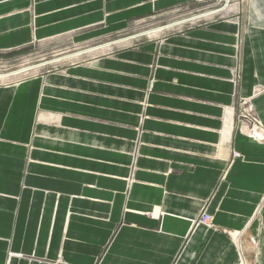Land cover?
I'll return each instance as SVG.
<instances>
[{
	"label": "crops",
	"instance_id": "crops-1",
	"mask_svg": "<svg viewBox=\"0 0 264 264\" xmlns=\"http://www.w3.org/2000/svg\"><path fill=\"white\" fill-rule=\"evenodd\" d=\"M194 1L0 0V53ZM248 3L238 104L264 87V0ZM185 24L83 52L39 101L40 77L0 89V264H264V93L239 117L238 27L166 35Z\"/></svg>",
	"mask_w": 264,
	"mask_h": 264
},
{
	"label": "rangeland",
	"instance_id": "rangeland-1",
	"mask_svg": "<svg viewBox=\"0 0 264 264\" xmlns=\"http://www.w3.org/2000/svg\"><path fill=\"white\" fill-rule=\"evenodd\" d=\"M248 2L249 0H195L191 4L171 7L161 11H153L149 15L133 17L129 21L126 30L117 32L113 35L105 36L104 38L96 39L91 43H80L76 45L72 44L71 39H60L34 43L28 47L10 53H0V74H7L22 68L43 65L39 67L36 72L28 73L26 74L27 76L25 75L18 80L0 83V89L11 88L16 86L18 83L28 81L29 79L36 80V77H40L41 84H39L38 87L39 101L42 97L41 95L43 91L45 90L43 84L44 78L52 75V73L60 74L69 64H76L79 58L75 57L58 61L55 59L72 55L74 53H83L90 49H97L96 47L101 48L100 46L103 45L107 47L106 44L114 43L119 40V42L123 43L128 42L129 40H123L128 38H131L133 42H131L132 47H130V49L138 50L141 46L140 41L142 35H149L148 33L155 30L158 33L160 29L163 30L164 28L171 26L176 27V25L183 22L186 24L178 33H169L166 35H184V32L189 34L197 29L206 30L211 25L226 22L238 27V31L234 34V42L232 45V58L234 60V65L229 69L230 82L234 87L233 108L236 109V113H238L239 117L243 115L251 118L253 112L251 99L254 96L264 93V87H255L252 89L251 95L244 99L241 98L242 101H240L239 104L238 99L235 96V88L237 89L241 77V54L244 46V35L248 33L246 19L243 23V17L247 16L248 10L250 9V3ZM205 13L216 17L206 22L203 17ZM200 17L202 18L198 22H187ZM104 50L102 51L104 52ZM54 60L56 62H51ZM208 224H213L212 215L210 216Z\"/></svg>",
	"mask_w": 264,
	"mask_h": 264
},
{
	"label": "bare ground",
	"instance_id": "bare-ground-1",
	"mask_svg": "<svg viewBox=\"0 0 264 264\" xmlns=\"http://www.w3.org/2000/svg\"><path fill=\"white\" fill-rule=\"evenodd\" d=\"M204 16H208V13H205ZM148 34L150 36H156L155 34H157V31L155 30V31H152V32H150ZM102 49H103V47L97 48V49H90L87 52H89V53L100 52V51H102ZM81 53L82 52L74 53L72 55L64 56V57H61V58H58V59H55V60L58 61V60L71 59V58H75V57L78 58ZM55 60L51 61V62H56ZM41 66H43V65H37V66L22 68V69H19V70H16V71H13V72H10V73H7V74H0V82H8V81L20 79V78L24 77L28 73L36 72V70L39 67H41Z\"/></svg>",
	"mask_w": 264,
	"mask_h": 264
},
{
	"label": "built area",
	"instance_id": "built-area-1",
	"mask_svg": "<svg viewBox=\"0 0 264 264\" xmlns=\"http://www.w3.org/2000/svg\"><path fill=\"white\" fill-rule=\"evenodd\" d=\"M233 157H238V154L234 153ZM210 221V215L206 213H202L198 218V223L204 224Z\"/></svg>",
	"mask_w": 264,
	"mask_h": 264
}]
</instances>
